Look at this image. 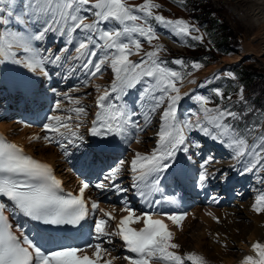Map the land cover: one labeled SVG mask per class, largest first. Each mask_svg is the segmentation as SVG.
Instances as JSON below:
<instances>
[{"label":"snow or ice","instance_id":"1","mask_svg":"<svg viewBox=\"0 0 264 264\" xmlns=\"http://www.w3.org/2000/svg\"><path fill=\"white\" fill-rule=\"evenodd\" d=\"M159 7L152 0H144L136 7L129 6L127 0H0V29H3L0 30V56L5 61L22 64L30 72L39 70L45 75L46 63L58 65L62 60L69 59L81 61L85 70L90 69V77H96L105 65L111 68L113 79L96 99L98 111L88 129L91 136H116L126 140L132 129L137 134L143 132L152 123V116L163 106L155 148L149 154L136 153L130 162L133 187L149 204H160L161 201L148 200L144 189L159 191L160 177L172 166L177 152L189 153L187 133L194 129L228 148L232 159L243 165L241 175L264 170V131L250 142L249 136L256 126L245 125L240 130L234 122L242 118L241 114L227 107H207L209 99L196 95L193 99L202 116L194 112L191 116L196 117L195 120L178 119L177 105L182 96L177 84L191 72L184 74L166 66L159 59L162 51L160 45H155L153 50L143 52L141 56L142 39L149 45L157 39L156 32L148 23L149 19L163 24L178 39L189 37L199 29L183 19L170 20L159 14L154 15L152 10ZM89 15L93 19L86 22ZM108 23L115 26L109 29ZM50 33L65 38L67 45L74 44L75 55H67L69 48L65 47L55 52L47 49L50 54L42 57L41 49L33 47V42L44 41ZM191 38L195 41L202 39L199 35ZM132 55L141 58L133 61L130 59ZM171 63L184 66L185 61L175 59ZM191 67L198 70L201 64L192 62ZM226 75L235 78L231 72ZM137 85H141L135 102L138 111L125 99ZM215 95L223 96L219 89L215 90ZM239 98L244 100L243 95ZM59 108L60 104L57 103L56 109ZM73 111L79 118L86 110L75 107ZM137 116L143 117V123L134 119ZM46 119L48 123L43 125L44 130L67 140L69 145L81 146L84 137L79 135L80 123L73 128L65 122L72 120V116L53 114ZM260 123L264 124V121ZM43 139L51 142L53 137L45 135ZM59 147L64 149L63 154L67 156L65 144L59 143ZM213 162L214 158L209 156L199 165L198 183L201 188L205 187L209 179L216 178V172H209L207 167ZM125 163L120 160L110 168L103 181L94 185L95 188L102 191L110 188L116 192L127 191L115 183ZM221 178L226 180L227 174L221 173ZM89 187L88 183H83L79 194L65 193L49 164L34 159L17 144L0 137V198H3L0 199V264H113L117 257L103 259L105 254L111 255L104 245L113 243L110 239L112 236H118L126 250L135 254L134 258L123 257L128 264H185V261L206 264L204 258L196 254L181 256L172 251L178 245L173 242V233L164 219H154L149 213L137 215L127 205L121 209L127 215L119 219L115 231H108V221L115 217L100 208L96 201L89 202L84 198ZM212 200L216 201L217 198L212 197ZM252 208L258 214L264 213V193L255 198ZM98 210L101 215L94 217V234L82 246L43 247L23 230V225L14 228L10 222V217L22 216L44 226L76 228L82 227V222ZM186 216L187 213L169 214L166 219L173 225H179ZM141 219L142 228L130 226ZM252 251L258 259L246 256L241 264H264V243H254Z\"/></svg>","mask_w":264,"mask_h":264},{"label":"rangeland","instance_id":"2","mask_svg":"<svg viewBox=\"0 0 264 264\" xmlns=\"http://www.w3.org/2000/svg\"><path fill=\"white\" fill-rule=\"evenodd\" d=\"M143 2L144 0H127L128 5L132 7H136L142 4ZM152 2L160 6L159 8H155L152 10L154 15L155 14L162 15L165 19L175 20L179 18L189 22L192 25H198L197 21L195 20L196 19L195 16L200 15L202 13V8H203L208 11L210 10V14L207 17L208 21H205V25H204L206 29L210 28L211 20L217 21V23L220 24V29H217V32L219 34L218 37L219 38L221 37L219 39V41L222 42V43L220 42V45L224 46L223 47L224 50L222 51V53H220L221 51H216V49H214V41L211 40L210 38H207L205 32H203L202 35H199L202 37V39L199 41H195L191 38L192 36H194L193 33H191L189 37H181L180 39H177L176 36L171 32V30L165 27L163 24L156 22L154 19H149L148 23L151 24L154 31L156 32L157 39L152 42V45H149L146 40L140 38L142 39L141 56L143 55V52L153 50V47L155 45H160L162 51H160L159 53V59L163 61L165 64L166 62L164 60L166 59H164V57H177L178 59H182L183 61H185V63H188V71L191 72V75L184 77L183 81L191 76H192L191 78H193L201 74L205 69H208L213 65L220 64L223 60H227L229 58H235L242 50L243 48L242 46L245 44V39L250 38L252 34L255 32V29L253 30V28L249 30L252 27V25L256 24L254 20H252V18L247 13L241 10L240 6L238 4H235L233 0H152ZM192 3L196 5V9L192 6ZM137 14L142 15V13H137ZM92 19L93 18L89 15L86 21L91 22ZM114 26L115 25L113 23L107 24V27L109 29L113 28ZM101 27H104V25H101ZM201 29L204 30L203 27H201ZM77 32L79 33V30H77ZM158 32H164V34H159ZM80 38H82V33H80ZM44 41L45 42L42 41L44 44L42 42L39 43L47 49H51L52 51H57L61 48L67 47L69 48V53L67 55L69 56L75 55L74 53L75 45L74 44L67 45L65 43V38L60 37L59 35L50 33L48 34V36ZM33 47H36L34 42H33ZM13 50L15 51V49ZM47 53H48L47 51H44L42 53V57L46 56ZM225 53H228V55H226ZM179 54L184 55V57H180ZM187 54L188 57L186 60L185 56ZM141 56L132 55L130 56V59L133 61H138L140 60ZM253 60H252V55H250L247 57V59H244L240 62H235L233 64H224L225 67L223 65L221 68H219L218 73L215 75L216 77L214 76L215 78L213 77L214 79L212 81L221 77L223 74L226 75L227 70L231 66L234 73L240 68H242L243 71H247L248 73L252 72L253 74L256 75V77L251 80V85L249 86L252 87L254 85H258L259 86L258 91H261L262 94H264V62L259 61V59L257 58ZM192 62H198L199 64H201V68H199L198 70L192 69L191 67ZM77 64L80 63H77L76 60H71V59L68 60V65L71 66V70L73 71H77ZM45 65L49 66V63H46ZM208 65L210 66L207 67ZM20 67H21L20 69L21 72L24 70L25 71L28 70L22 64H20ZM181 67L183 66L176 65V67H170V68L183 73V71H181L180 69ZM56 70H54L53 72L56 73ZM57 71L59 73L60 69H58ZM97 76L98 78L95 80L92 79V77H85V76H82V78L79 79L78 77H74V75L70 74L68 71H63L62 73L63 82L60 83L59 86H57V89L61 91H64L67 88V90L70 91L72 96H74L73 93H74L75 85L76 84L80 85V89L78 91L79 93L78 100L84 103L82 107L85 108L86 111L83 114V116L87 118H88V111H92L94 109V102H95L94 100L97 99V96H99V94H101L105 88L109 87L113 79L112 70L107 65L102 67L101 73H98ZM182 82L178 83L177 86H179ZM235 83H236V89H235L236 93H242L245 91V89L240 84H238L237 82ZM1 86L2 85H0V87ZM205 87L206 86H204L202 89L198 88V92L195 94V96L200 95L207 97L210 101L207 107L214 108L219 106L221 108L227 107L229 110H231L229 104V97L221 98L215 95L216 89H219L223 94L222 88L214 87V86L210 88H205ZM97 89H100L101 91L98 92ZM140 90H141V85H137L135 89L130 90L128 95L125 97L126 101L135 106V102L138 99ZM233 96L235 97L236 95L234 94ZM192 97H193V93L192 96L190 95V98ZM216 99H218L219 102H216ZM192 102H193V110L195 111V113H198V115L202 116V113L198 111L199 106L194 101V99L192 100ZM244 102L245 99L243 100V104ZM162 111H163L162 109H159L157 113L154 114L156 119L155 121H153L152 124L156 125L157 131L160 123V118H159L160 112ZM75 117H77L76 114ZM140 122L142 123V116L140 117ZM262 125L263 126L261 129H264V124ZM139 133H140L139 141H136L138 142L139 145L143 143V140L147 139L146 138L147 135L150 136L149 140L153 139L154 137H157L156 135H153L152 132L143 131ZM196 138L200 140V143L201 141L205 142V143H201V145L199 146L203 148L204 155L206 157H209L208 155L209 153L210 156L214 158V162L208 165L207 167L209 172H216V178L211 179V185L214 194L220 196L221 203H224L222 209H226L228 213L229 212L234 213V211L232 210H236V211L238 210L241 212L238 215L237 213H235L234 216L236 217L238 216V218H235L233 220L232 222L233 224L228 226L227 225L228 223L225 224L222 223L224 226L223 225L220 226L221 222L219 221V223H216L217 225L215 224L216 228H220L222 229L221 231L224 230L229 233L231 229L234 228L233 226L236 227L238 226L237 228L239 229L240 225H242L239 224L241 222H244L245 224H250L251 220L246 218V215L243 212L247 211V209H249L248 207L255 202V198L258 195L262 194L260 191L263 189L262 186L264 183V170H254L251 173H246L241 175L240 173L242 168H238L237 165L238 162L232 159L231 151L229 152L231 157L225 156L228 155L226 153V151L229 150L228 148L224 147L221 143L217 141H213L209 137H205L198 130L196 132ZM191 149L193 150V147H191L190 144V150ZM220 149H223L225 152H219L218 150ZM132 153H134V149ZM224 166L225 168L220 172L221 170L220 167H224ZM221 173L227 174L226 180L221 178ZM231 175H235V178L233 180L230 179ZM224 199L226 201H223ZM258 215L259 216L262 215L261 219H264V213H259ZM192 219L193 222L188 224L185 231L181 232L183 233L182 237L184 239H182V241H180V238L176 239V242L178 241L181 242L180 245L181 252L184 253H187L188 250H191L197 240L202 239V229H203L202 224L197 223L198 219L196 216L193 217ZM236 227L234 228V231L236 230L237 233L235 231L234 234H238L239 232L238 229H236ZM209 231L213 235L212 237L215 238L217 237L216 236L217 233L214 230L209 229ZM225 239L227 240L228 236ZM211 242L214 245L219 244L221 248L220 250L224 251L225 249V247H223L224 243L223 244L221 243L222 244L221 245L218 239L212 240ZM229 245L231 247L228 250L231 251L232 253H236L239 250L237 249L238 247L235 242L229 241ZM212 257L215 258L216 256H212ZM207 264H215L214 259L207 260Z\"/></svg>","mask_w":264,"mask_h":264},{"label":"bare ground","instance_id":"3","mask_svg":"<svg viewBox=\"0 0 264 264\" xmlns=\"http://www.w3.org/2000/svg\"><path fill=\"white\" fill-rule=\"evenodd\" d=\"M233 1L235 2V4H238L241 10L247 13L252 18V20H254L256 24L252 25V27L249 30L253 28V30L255 29V32L252 34L250 38L245 39V44L242 46L243 47L242 50L240 51V53L238 52L239 54L235 58H229L223 61L221 60L222 62L220 64H216V65L209 67L208 69H205L201 74L189 80V81H194V83H189V81H187L180 87L182 99L177 105L178 119H181V120L188 119V118H192V120L196 119V117L191 116V114L194 112L190 107L191 99H192L190 98V95L192 96L194 87L199 88L201 86H204L208 81H210L218 73L219 68H221L224 64H233L235 62H240L244 59H247V57L250 55H252V60L257 58L259 59V61L264 62V0H233ZM40 49L42 50L43 48H40ZM80 65H81V61H80V64H77V67H79ZM48 68H49L48 66L44 65V72L47 73V75H45L44 73H41L39 70H37L36 72H30L29 70H26V71L24 70L21 72L20 65L14 64L12 62L10 64H6L4 62L3 57L0 56V73L2 75V84H1L2 86L0 87V95L6 94L8 91L11 90L15 82H19L21 80L25 83H32V84L33 83H40V84L43 83L38 95H42L44 102L48 103L50 99L55 95V92L50 90L49 88L51 81H50L49 74H48ZM77 74H80L78 70H77ZM60 95L65 99V101L68 104L73 106L72 110L75 107L83 106V104L81 105L79 103L77 104L76 103L77 99L74 97L72 98L71 96H68L69 94L67 92H61ZM69 97L71 99H69ZM63 103L64 101L61 98V102L59 103L60 104L59 110L68 112L70 110V107L66 105L64 106ZM75 114L76 113L74 112V115ZM61 116H68V115H61ZM85 119H87V117H84L82 114L79 118L74 116L72 120H68L65 122L67 123L69 122V124L73 126L74 128L78 122L80 123L81 121ZM17 127L18 126L14 125L12 121H9L7 123L0 122V129L10 134L11 138L15 142L20 143L21 146L25 148L29 153L38 156L42 160H48V162H50L54 167L57 164L58 165L60 164L59 162L60 156L54 150V148L50 146H44L40 142L36 141L38 139H32L33 137H38L37 132L20 131L18 130ZM149 127L150 125L147 126V128ZM139 134L140 133L138 134L136 133L135 129L131 130L129 137L133 136L134 140L126 141L127 146L130 149V152L127 156L128 158L133 159L135 157V154L137 153L136 149H138L139 144L136 141H139ZM31 141H33V143H30ZM69 146L73 147V145H69ZM70 147H66L68 154L71 153L72 151ZM133 149H134V153H132ZM218 151L225 152L223 149H220ZM229 152L230 150L226 151L228 155H225V156L231 157ZM220 168H221L220 170L221 172L225 168V166L220 167ZM57 171L58 172L61 171V168H57ZM121 172H124L123 168H121ZM59 176L62 177L64 183L73 185V186L75 185L76 181H73L71 179L67 171H62ZM262 188L263 189L260 192L264 193V184ZM253 204L248 207L249 209H247V211L243 212L246 215V218L251 220V223L245 224L244 222H241L239 224H242V225H240L239 229L237 228L238 226L237 227L233 226L234 228L236 227V229H238L239 231L238 234H234V232L236 231V230L234 231V228L231 229L229 233L224 230L221 231L222 229L216 228L215 224L219 223L220 221L221 222L220 226H222L225 223H228L227 225L229 226L233 224L232 222L235 218H238V216L237 217L234 216L235 213H237L238 215L241 212L238 210L237 211L232 210L234 211V213L233 212L228 213L226 209L219 208V209L210 211V217L204 216V213L200 212L199 210L193 211L192 215L186 218L182 227L175 229L174 235L176 238H180V241H182V239L184 238L182 237L183 233L181 232L185 231L188 224L193 222L192 216L195 215L198 219L197 223L202 224V228H203L202 229V239L197 240L194 245L192 244L193 245L192 249L188 250L189 253L188 252L185 253L186 255L196 254L207 260L214 259L215 264H241L244 257L246 256H252L254 260L258 259L255 252L252 251V245L257 242L264 243V219H261L262 215L259 216L258 213L253 211V208H252ZM209 229H212L217 233L216 238L212 237L213 235L210 233ZM227 236H228V239L226 240L225 238ZM215 239H218V241H220L219 242L220 244L224 243L223 245V247H225L224 251L220 250L221 248L219 244H218L219 246L212 244L211 241ZM229 241H233L236 243L238 247L237 249H239L236 253H232L231 251L228 250L231 247L229 245ZM177 243L181 245V242L178 241ZM115 256L116 254L114 253L112 257H115ZM212 256H216V257L214 258ZM118 263H119V260L115 259L114 264H118Z\"/></svg>","mask_w":264,"mask_h":264},{"label":"trees","instance_id":"4","mask_svg":"<svg viewBox=\"0 0 264 264\" xmlns=\"http://www.w3.org/2000/svg\"><path fill=\"white\" fill-rule=\"evenodd\" d=\"M192 6L196 9V5L194 3H192ZM209 14L210 10L208 11L202 8V13L200 15H196L195 18L199 20L200 23H204L205 21H208L207 17ZM210 27L211 29L217 30L220 29V24L217 23V21L211 20ZM220 38L217 37V40H219ZM218 42L220 43L221 41ZM221 47L223 48L224 46L221 45ZM241 69L242 68H240L236 73V78L240 80L243 88L246 91L244 97L245 102L243 104V101H240L233 108H236L238 113L242 116V118L239 121L235 122V124L238 125L240 130H243L245 125H259L258 123L264 116V94H262L261 91H258V85H254L252 87L249 86L251 85V80L255 78L256 75L253 74L251 71V73H248L247 71H243V69ZM249 109H251L252 111L249 112ZM254 133L255 131L251 133L250 138L253 136Z\"/></svg>","mask_w":264,"mask_h":264}]
</instances>
